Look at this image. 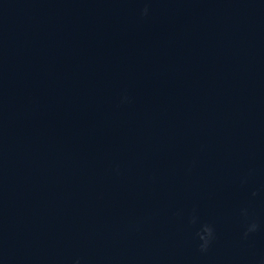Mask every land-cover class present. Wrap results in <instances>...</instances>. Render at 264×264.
Masks as SVG:
<instances>
[{"label":"water","instance_id":"95a60500","mask_svg":"<svg viewBox=\"0 0 264 264\" xmlns=\"http://www.w3.org/2000/svg\"><path fill=\"white\" fill-rule=\"evenodd\" d=\"M0 264H264V0H0Z\"/></svg>","mask_w":264,"mask_h":264},{"label":"clouds","instance_id":"9594fccd","mask_svg":"<svg viewBox=\"0 0 264 264\" xmlns=\"http://www.w3.org/2000/svg\"><path fill=\"white\" fill-rule=\"evenodd\" d=\"M148 9H144V15H147ZM257 230V225L255 223H252L248 226L247 232L245 235L251 232H255ZM199 240L201 241L200 244V251L206 252L208 250V247L211 243V241L214 238V231L210 226H204L200 233H198Z\"/></svg>","mask_w":264,"mask_h":264}]
</instances>
